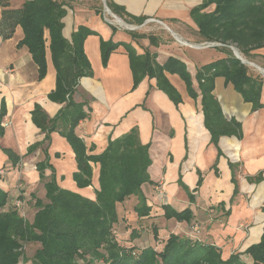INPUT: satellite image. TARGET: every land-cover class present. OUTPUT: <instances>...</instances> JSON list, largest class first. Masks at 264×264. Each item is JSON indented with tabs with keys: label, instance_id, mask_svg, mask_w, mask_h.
Wrapping results in <instances>:
<instances>
[{
	"label": "crops",
	"instance_id": "1",
	"mask_svg": "<svg viewBox=\"0 0 264 264\" xmlns=\"http://www.w3.org/2000/svg\"><path fill=\"white\" fill-rule=\"evenodd\" d=\"M94 1H70V8L63 19L66 38L79 26L97 33L96 36H89L84 43L93 76L82 78L74 94V100L86 103V109L90 110L89 117L80 122L76 129L88 154H101L110 138L115 139L137 128L140 142L150 145L152 164L149 174L155 185L142 186L151 212L147 217L138 218L133 209L131 217L136 225L144 221L157 224L158 220H163L160 209L163 204L177 210L188 207L194 219L190 224L180 225L190 228L194 221L198 222L201 225V240L220 248L224 259L233 253L244 252L250 245L258 243L264 226V213L261 211L264 206V81L261 93L263 107L252 112L251 105L243 101L232 84L221 77L215 79L213 94L220 103L224 117L234 118L242 125L241 140L235 137L220 138L218 149L222 155L218 156V149L210 143V134L203 124L200 98L196 101L191 99L184 82L177 75L166 74L182 99L176 106L156 88L154 79L145 78L132 89L129 60L122 47L110 55L104 67L99 45L100 39L130 44L138 55L145 52L154 54L159 64L170 57L176 58L186 65L193 86L197 89L194 80L197 69L225 57L218 47L205 45L207 42L198 35V28L190 17V10L203 0H110L124 7L132 16L146 17L145 22L135 30L111 25L96 12L99 8ZM208 10L212 11L213 6ZM131 31H136L139 37L133 38ZM22 36L21 29L17 27L11 38L3 40L0 37V100L3 98L6 104V115L2 121L4 135L0 137V171H5V174L0 176V188L7 192L11 201L19 194L18 187L22 184L18 186L16 182L19 177L33 184L41 182L36 163L43 160L44 155L37 150L13 166L2 149L9 148L20 156L26 154L30 144L43 139L30 119L33 107L40 105L50 117H54L61 107L48 99L56 82L50 54L46 55V76L39 81L37 68L28 50L17 47ZM251 54L252 62L249 63L264 71V49ZM50 138L49 164L54 169L59 187L94 199V191L98 189L99 166L91 164L92 185L78 189L72 180L76 163L70 146L58 133H52ZM230 163L236 166L235 196ZM198 172L201 173L202 183L197 187ZM50 174L49 170L45 171L46 177ZM258 175L262 180L252 182L251 179ZM179 180L193 193V202L189 201L187 191L179 185ZM159 184H163L165 197L157 196L154 192ZM21 195L25 196V193ZM126 201L120 206L124 219L117 224L118 235V229H125L129 225L125 221L128 218L124 210ZM33 210L34 216L36 208ZM132 228L140 234L132 241L133 244L144 246V232L149 230L139 232L138 225ZM158 232L163 235L161 229ZM243 259L250 264L248 258Z\"/></svg>",
	"mask_w": 264,
	"mask_h": 264
},
{
	"label": "trees",
	"instance_id": "2",
	"mask_svg": "<svg viewBox=\"0 0 264 264\" xmlns=\"http://www.w3.org/2000/svg\"><path fill=\"white\" fill-rule=\"evenodd\" d=\"M70 1L73 0H23L19 8H10V0H0V37L7 40L17 27L21 29L23 36L17 47L28 50L37 68L39 81L46 76V55L50 54L56 82L48 99L61 106L54 117H50L38 104L33 107L30 119L43 139L30 144L26 154L20 156L9 148L2 149L13 166H17L23 157L41 150L44 159L36 163V171L39 180L44 182L46 202L35 199L36 212L29 222L16 206L18 201H11L7 192L0 188V264H19L24 258L26 244L38 246L31 264H248L243 257L248 258L250 264H264V226L258 243L226 259L222 257L220 248L204 242L200 235L192 236L193 225L190 235L169 233L160 234V237L157 226L152 223L150 243L142 247L132 242L140 237L135 228H130L127 243L119 239L117 224L124 219L120 206L127 199H138L134 207L138 218L147 217L151 212L142 192L143 185H155L149 174L152 164L150 145L142 144L137 128H132L120 137L110 138L101 154L90 155L84 141L77 135L78 125L89 117L90 110L86 109V103L75 101L74 94L82 78L93 76L84 43L89 36H96L97 33L79 26L69 38L64 36L63 19L70 8ZM106 5L125 24L140 26L146 20L144 16L128 14L124 7L110 0H106ZM211 6L213 10L209 11ZM96 12L101 14L100 9ZM190 17L198 28V35L205 42L220 43L218 49L225 54V57L197 69L194 77L197 89L182 61L170 57L159 64L154 54L145 52L138 55L130 44L100 39L102 65L105 67L110 55L122 47L129 60L132 89L145 78L154 79L156 88L176 106L182 99L166 74L177 75L184 82L188 96L195 101L200 98L204 127L210 134V143L218 149L221 137L241 140L242 125L234 118L224 117L213 94L216 78L221 77L232 84L243 101L251 105L252 112L263 107L261 93L264 78L250 73L229 46H235L248 62H252L253 51L264 49V0H203L190 10ZM131 33L133 38L139 37L136 31ZM5 115L6 104L2 98L0 137L4 135L2 121ZM52 133L64 138L74 154L76 171L72 180L78 189L92 185L91 164L99 166L98 189L94 191V199L59 187L54 169L49 164L48 147ZM219 155L222 153L218 149ZM229 166L235 196L236 166L231 163ZM46 170L51 172L49 177L45 176ZM198 174L197 187L202 183L201 173ZM261 180V175L251 179L255 183ZM179 185L187 191L189 201L193 202V193L181 180ZM160 209L167 221L190 224L194 219L188 207L177 210L163 204ZM261 211L264 213V206Z\"/></svg>",
	"mask_w": 264,
	"mask_h": 264
},
{
	"label": "rangeland",
	"instance_id": "3",
	"mask_svg": "<svg viewBox=\"0 0 264 264\" xmlns=\"http://www.w3.org/2000/svg\"><path fill=\"white\" fill-rule=\"evenodd\" d=\"M22 2H23V0H10V8H19ZM94 2H95V5L97 6V8H99L101 10V16L103 18L108 19L109 23L111 25H113L114 27H118V28H121V27L124 28V26L115 22V19H113L110 15H108L106 12H104L102 0H96ZM211 48H214V47H211ZM203 54L205 55L207 53H203ZM246 66H247L250 73L261 76L262 78H264L263 75L260 73V71L257 68H255L253 66H249V65H246ZM4 172L5 171H2V173H0V176L3 177L5 174ZM16 182H17L18 186H19V183H22V184H20L22 189H21V187H18V189L20 188L19 192H18L19 194L14 199H16V201H19L18 199L20 198L21 215L23 216V218L25 220L31 222L33 219L32 217H33V213H34L33 209L35 208V206H34L35 198L40 199L43 202H46L45 198H44V189H43V183L44 182H39V183L34 182L35 184H33L28 179L21 180V177H19V179ZM154 192L157 196H160V197H165V195H166L163 184H159L157 186V189ZM21 193H25V196H22ZM127 200L128 201H126V205H125L126 209H124V210L127 211L128 218L125 221L129 222V225L127 227H125V229L124 228L118 229V231H119L118 237L121 241H125L127 243L129 241V234L131 232L130 228L138 225V227H140L139 232H144L146 229L149 230V232H146V231L144 232V238L142 239L143 242L141 241L143 245L144 244L147 245L150 243V240H151L150 236L152 235V233H151L152 225L146 221L142 222L141 224L137 223V225H136V223L133 220V218L131 217V215L133 214V209H134L133 207L138 204V199L136 197H132V198H129ZM146 202H147V199H146ZM147 205H148V202H147ZM149 207H151V206H149ZM158 221H159V223L155 224V226H157L158 230L161 229V232H163V234L173 233V234H178V235H188V234L190 235V228L185 227V225H180L177 222L176 223H172V222L169 223L170 221L168 222L164 219L158 220ZM190 227L191 228H194V227L198 228V230H199L198 237H199V235L201 233V225L198 222L194 221L190 225ZM125 232H127V235ZM136 232H138V231H136ZM37 248H38L37 245L26 244L24 258L19 264H31V258H32L33 254Z\"/></svg>",
	"mask_w": 264,
	"mask_h": 264
},
{
	"label": "water",
	"instance_id": "4",
	"mask_svg": "<svg viewBox=\"0 0 264 264\" xmlns=\"http://www.w3.org/2000/svg\"><path fill=\"white\" fill-rule=\"evenodd\" d=\"M103 1V9H104V12H106L108 15H110L113 19H115V18H117L120 22H122L123 23V25L122 26H124L125 28H127V29H130V30H135V29H137L138 27H130V28H128L129 27V25H127V24H125L120 18H118L117 16H115L110 10H109V8L107 7V5H106V2H105V0H102ZM121 25V24H120ZM229 48L232 50V52H233V54L243 63V64H245V65H249V66H253V67H255V68H257L262 74H264V71L263 70H261L258 66H256L255 64H253V63H249V62H246L241 56H240V53L238 52V50L236 49V47L235 46H229Z\"/></svg>",
	"mask_w": 264,
	"mask_h": 264
},
{
	"label": "built area",
	"instance_id": "5",
	"mask_svg": "<svg viewBox=\"0 0 264 264\" xmlns=\"http://www.w3.org/2000/svg\"><path fill=\"white\" fill-rule=\"evenodd\" d=\"M107 22H109V20L108 19H106V18H104ZM132 28V27H137V26H129L128 28ZM207 47H219V46H221V44L220 43H217V42H207L206 44H205ZM0 173H2V171L0 172ZM16 206L18 207V209H20V201H18L17 203H16ZM193 234H192V236H198V234H199V230H198V228L197 227H194L193 228Z\"/></svg>",
	"mask_w": 264,
	"mask_h": 264
},
{
	"label": "bare ground",
	"instance_id": "6",
	"mask_svg": "<svg viewBox=\"0 0 264 264\" xmlns=\"http://www.w3.org/2000/svg\"><path fill=\"white\" fill-rule=\"evenodd\" d=\"M115 22H117V23H119V24L123 25V23H122V22H120L118 19H115Z\"/></svg>",
	"mask_w": 264,
	"mask_h": 264
}]
</instances>
